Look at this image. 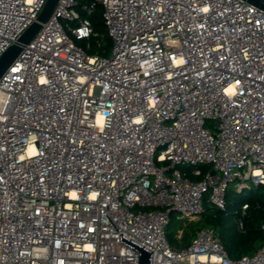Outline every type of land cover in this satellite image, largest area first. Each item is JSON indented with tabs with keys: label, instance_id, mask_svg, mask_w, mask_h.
Returning <instances> with one entry per match:
<instances>
[{
	"label": "built area",
	"instance_id": "2783aa9c",
	"mask_svg": "<svg viewBox=\"0 0 264 264\" xmlns=\"http://www.w3.org/2000/svg\"><path fill=\"white\" fill-rule=\"evenodd\" d=\"M47 1L0 0V57ZM97 2L108 56L76 41ZM233 184L264 185V9L246 0H58L0 80V264H139L121 233L148 264H264V242L234 259L212 227L170 241L175 212L225 210Z\"/></svg>",
	"mask_w": 264,
	"mask_h": 264
},
{
	"label": "trees",
	"instance_id": "16d2710c",
	"mask_svg": "<svg viewBox=\"0 0 264 264\" xmlns=\"http://www.w3.org/2000/svg\"><path fill=\"white\" fill-rule=\"evenodd\" d=\"M82 14L87 15L91 19L96 34L89 40L81 41V46L86 48L89 54L99 53L100 55L108 56L112 49L113 41L105 25L103 6L97 2L91 14H87V12H82ZM88 42H90L91 46L89 48L87 46ZM200 178L201 177H196L195 179ZM261 186L264 185H259L257 188ZM244 202L249 203V208L247 209V214L244 219V228L240 229L236 218L240 215L241 206ZM234 217H236L235 220ZM263 223L264 190L249 195L245 193V190L237 192L229 188L227 191V208L221 210L205 201V209L200 216V220L197 222L192 220L185 225V233L182 235L181 246L187 245L193 234L199 229L194 231L191 229V225L196 224L201 226L200 228L212 227L217 231L229 256L236 259L243 255L253 254L263 244ZM181 227V220L174 222L173 219H171V223L168 226V233L175 234L176 236Z\"/></svg>",
	"mask_w": 264,
	"mask_h": 264
},
{
	"label": "water",
	"instance_id": "95a60500",
	"mask_svg": "<svg viewBox=\"0 0 264 264\" xmlns=\"http://www.w3.org/2000/svg\"><path fill=\"white\" fill-rule=\"evenodd\" d=\"M249 3L256 5L257 7L264 9V0H246ZM58 0H48L44 6L42 12L40 13L38 20L35 21L23 34L18 38L17 42L12 44L0 57V80L3 75L18 57V55L23 51L25 45H27L37 34V32L42 27V23L47 21L53 12ZM109 208V207H108ZM108 213V210H107ZM121 241L133 247L134 249L140 251V261L139 264L152 263L153 251L142 246L141 244L135 242L131 238L123 235L121 233Z\"/></svg>",
	"mask_w": 264,
	"mask_h": 264
},
{
	"label": "rangeland",
	"instance_id": "374dc122",
	"mask_svg": "<svg viewBox=\"0 0 264 264\" xmlns=\"http://www.w3.org/2000/svg\"><path fill=\"white\" fill-rule=\"evenodd\" d=\"M77 41V43L79 44V45H81L80 44V42L81 41H83V40H76ZM84 41H86V40H84ZM110 53H111V51L109 52V54L108 55H110ZM203 167V166H202ZM194 167L193 166H191L190 168H189V166H179V169L180 170H182V171H184V172H187V171H190L191 172V169H193ZM204 168V167H203ZM189 172V177H191V178H196V177H194L191 173ZM230 189L231 190H233V191H235L236 189H235V185L233 184V185H231V187H230ZM245 190V193L246 194H249V195H253V194H256V193H258V192H261V191H263L264 190V186H261L260 188H257V186H255V185H252L250 188H246V189H244ZM208 193L206 194V199L208 198ZM235 218L236 217H234V220H235ZM172 219H173V221L175 222V221H177V220H181L182 221V227L180 228V230H179V232H181V233H185V229H184V227H185V225H187L188 223H189V221H185V220H183L184 219V214H182V213H174L173 214V216H172ZM200 220V216L199 217H197L196 219H194L193 221H199ZM201 226H198V225H196V224H193V225H191V229L192 230H197L198 228H200ZM188 228V227H187ZM187 228H186V230H187ZM187 232V231H186ZM169 238H170V241H171V243L174 245V246H181V243H182V241H180L179 239H177V236H175V234H169Z\"/></svg>",
	"mask_w": 264,
	"mask_h": 264
}]
</instances>
